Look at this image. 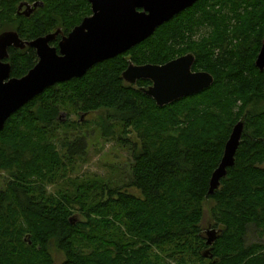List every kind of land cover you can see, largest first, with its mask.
Segmentation results:
<instances>
[{
  "label": "trees",
  "instance_id": "trees-1",
  "mask_svg": "<svg viewBox=\"0 0 264 264\" xmlns=\"http://www.w3.org/2000/svg\"><path fill=\"white\" fill-rule=\"evenodd\" d=\"M23 2L42 6L25 17L18 13ZM198 5L199 12L212 10L209 35L199 44L192 45L188 17L172 19L9 117L0 131V264H53L52 247L64 254L62 264H264V244L247 240L249 232L264 239V69L255 64L264 0H199L193 8ZM90 14L87 0H0V33L16 31L24 41L56 30L67 35ZM230 32L239 40L235 47L227 43ZM184 53L194 55L193 71L214 78L198 94L159 107L141 91L150 81L134 86L122 78L130 62L164 64ZM6 62L11 77L20 78L36 64V52L11 47ZM63 112L79 119H62ZM93 113L100 118L84 120ZM240 120L234 166L208 195ZM116 125L118 142L131 151L129 183L68 177L75 159L86 156L88 138H109ZM129 127L137 142L126 137ZM60 180L64 189L49 193ZM206 199L215 202L219 227L211 245L200 226Z\"/></svg>",
  "mask_w": 264,
  "mask_h": 264
},
{
  "label": "water",
  "instance_id": "water-1",
  "mask_svg": "<svg viewBox=\"0 0 264 264\" xmlns=\"http://www.w3.org/2000/svg\"><path fill=\"white\" fill-rule=\"evenodd\" d=\"M92 14L85 17L70 33L62 35L52 46L60 30L31 41L22 40L18 33L8 30L0 33V131L9 117L43 93L47 88L80 78L95 65L113 59L143 43L164 23L191 7L199 0H88ZM42 3H20L18 13L29 17ZM33 48L36 64L20 78L11 77L6 59L8 49ZM195 57L185 54L164 64L134 65L129 63L122 73L123 80L135 85L140 80L151 84L141 91L163 107L183 97L198 94L209 88L214 78L206 71H192ZM259 70L264 69V43L255 60ZM244 122L238 121L225 143L222 158L213 171L208 195L220 187L227 169L234 166ZM207 245L215 241V230L208 232ZM209 250L204 253L207 257Z\"/></svg>",
  "mask_w": 264,
  "mask_h": 264
},
{
  "label": "rangeland",
  "instance_id": "rangeland-1",
  "mask_svg": "<svg viewBox=\"0 0 264 264\" xmlns=\"http://www.w3.org/2000/svg\"><path fill=\"white\" fill-rule=\"evenodd\" d=\"M200 5L198 8H191L180 16L188 17L191 20L193 25V32L189 34H193L191 38L192 45L199 42L209 35L211 22L207 21L208 13L212 10L207 8L205 12H199ZM202 9V8H201ZM217 22V21H216ZM231 24V23H229ZM233 34L230 32L228 34L227 43H230L231 46H237L239 44L238 38L233 39ZM188 44V43H187ZM187 53L182 54L181 56ZM135 86V85H134ZM137 86V85H136ZM67 112L61 113L62 119L69 118L70 120H78L77 116L70 112L68 117ZM100 115L93 113L89 116L84 117V120L87 119L89 121H94L95 119H99ZM128 134L126 135L132 142H137V136L135 131L129 127ZM119 135H121L119 125L115 127V133L109 138H100L97 139V134L93 137H89V145L86 156L84 158H76L75 159V170L73 173H70L68 177L75 176H86L91 177L93 175H97V177L103 178L105 180H110L112 184H127L129 183L130 175H131V151L128 146H122L119 141ZM264 166V164H263ZM1 174V173H0ZM65 180H60L54 185L48 186L49 193L57 194V192L62 188L64 189ZM110 182V183H111ZM130 193L135 195H139V191L135 188H127ZM215 205L214 200L206 199L203 202V215L200 223L202 229V236L207 240L208 232L210 230H215L216 234L219 232V227L216 225L215 218L213 215V207ZM248 242H260L264 244V239L258 237L255 233L249 232L248 234ZM207 251L206 249H204ZM203 250V252H204ZM53 264H62L64 261V254L57 250L55 247H52L50 250Z\"/></svg>",
  "mask_w": 264,
  "mask_h": 264
},
{
  "label": "flooded vegetation",
  "instance_id": "flooded-vegetation-1",
  "mask_svg": "<svg viewBox=\"0 0 264 264\" xmlns=\"http://www.w3.org/2000/svg\"><path fill=\"white\" fill-rule=\"evenodd\" d=\"M87 1H88V0H87ZM88 3H89V1H88ZM196 3H197V2H196ZM196 3H195V4H196ZM89 4H90V3H89ZM195 4H194V5H195ZM194 5H192L191 7L187 8V9H185V10L182 11L181 13L177 14V15L174 16L172 19H175V18L177 19V18H179V17L182 18L183 16H180V15L183 14V12H185V11H187V10L193 8ZM90 9H91V5H90ZM91 14H92V10H91ZM91 14H90V15H91ZM90 15H89V16H90ZM87 17H88V16H87ZM172 19H171V20H172ZM78 25H79V24H78ZM69 33H70V32H69ZM60 34H61V35H59V36L57 37V39H56L57 42L61 39V37H62V35H63V33H62L61 31H60ZM67 34H68V33H67ZM263 43H264V41H263ZM194 63H195V61H194ZM193 65H194V64H193ZM192 67H193V66H192ZM192 71H193V70H192ZM194 72H197V71H194Z\"/></svg>",
  "mask_w": 264,
  "mask_h": 264
}]
</instances>
